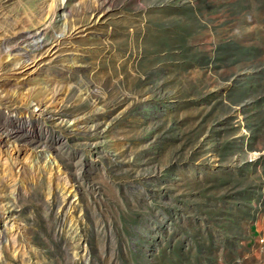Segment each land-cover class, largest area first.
I'll return each instance as SVG.
<instances>
[{
  "label": "rangeland",
  "instance_id": "obj_1",
  "mask_svg": "<svg viewBox=\"0 0 264 264\" xmlns=\"http://www.w3.org/2000/svg\"><path fill=\"white\" fill-rule=\"evenodd\" d=\"M0 264H264V0H0Z\"/></svg>",
  "mask_w": 264,
  "mask_h": 264
},
{
  "label": "bare ground",
  "instance_id": "obj_2",
  "mask_svg": "<svg viewBox=\"0 0 264 264\" xmlns=\"http://www.w3.org/2000/svg\"><path fill=\"white\" fill-rule=\"evenodd\" d=\"M19 131H20V129L18 127L10 126V128H9V132H11L12 134H16Z\"/></svg>",
  "mask_w": 264,
  "mask_h": 264
}]
</instances>
